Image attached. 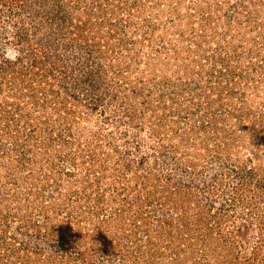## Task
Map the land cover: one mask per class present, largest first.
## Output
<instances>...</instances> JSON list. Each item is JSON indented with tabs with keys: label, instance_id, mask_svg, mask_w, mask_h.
<instances>
[{
	"label": "rangeland",
	"instance_id": "obj_1",
	"mask_svg": "<svg viewBox=\"0 0 264 264\" xmlns=\"http://www.w3.org/2000/svg\"><path fill=\"white\" fill-rule=\"evenodd\" d=\"M0 264H264V0H0Z\"/></svg>",
	"mask_w": 264,
	"mask_h": 264
}]
</instances>
